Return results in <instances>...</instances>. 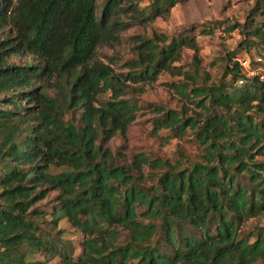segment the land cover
<instances>
[{
	"label": "trees",
	"instance_id": "obj_1",
	"mask_svg": "<svg viewBox=\"0 0 264 264\" xmlns=\"http://www.w3.org/2000/svg\"><path fill=\"white\" fill-rule=\"evenodd\" d=\"M176 2L154 0L153 11ZM121 3L107 0L98 13L97 0H0V32L7 31L0 39V264H41L28 256L39 250L57 251L64 264L264 261V226L244 231L264 213V161L257 160L264 156V82L238 85L243 74L235 61L228 81L192 89L202 116L184 108L156 118V131L197 129L203 161L184 166L139 153L118 163L104 144L125 135L140 106L121 98L119 75L94 56L124 29L110 14L138 9ZM255 25L251 33L264 42V21ZM183 45L196 46L195 39L163 46L144 39L128 76L153 78ZM20 54L29 61L9 62ZM108 90L112 98L98 105ZM145 165L166 169L151 187L140 183ZM52 188L59 201L48 212L36 204ZM48 214L86 236L81 258L63 236L44 231ZM114 226L128 231L124 243Z\"/></svg>",
	"mask_w": 264,
	"mask_h": 264
},
{
	"label": "rangeland",
	"instance_id": "obj_2",
	"mask_svg": "<svg viewBox=\"0 0 264 264\" xmlns=\"http://www.w3.org/2000/svg\"><path fill=\"white\" fill-rule=\"evenodd\" d=\"M106 1L97 0L98 13ZM132 3L138 9L126 8L110 14V21L122 22L124 29L118 32L116 38L98 47L94 61L110 66L119 75L126 90L120 95L121 98L135 101L140 109L125 135L114 136L104 146L110 148L117 162L122 165L133 162L139 153L150 160H168L172 164L181 162L184 166L203 161L205 148L195 136L197 129L188 128L185 134H177L171 128L156 131L155 120L168 109L186 108L189 115L202 116L205 111L197 104V99L194 100L193 88L209 87L224 79L228 81L230 76H225L227 69L242 58L252 61L253 68L257 67L254 60L264 55V42L251 31L255 24L261 25L264 21V0H177L174 6L160 14L153 11L154 0H122L121 6L126 7ZM6 32H0V39L6 37ZM184 36L194 38L196 46L183 45L180 53L168 62L170 67L161 69L153 78L146 80H134L128 76L134 66L131 61L143 49L140 45L144 39H153L163 46L168 45L173 38ZM28 61L29 57L21 54L9 59L10 63L16 65ZM112 94L111 90L100 94L98 105L110 100ZM257 160L264 161V156L257 157ZM61 170L53 168L55 173ZM165 170L151 169L145 165V178L140 180L141 185L153 186ZM58 201L59 191L52 188L36 206L51 212ZM156 222L160 223L159 219ZM41 225L45 232L63 236L67 244L72 245L76 259L84 255L86 236L67 219L56 224L48 214ZM258 226H264V213L251 218L244 231L250 232ZM114 228L119 233L117 242L124 243L128 231L121 226ZM162 236L159 230L153 237V243H158ZM28 256L41 264H64L57 251L45 253L39 250ZM257 264H264V261Z\"/></svg>",
	"mask_w": 264,
	"mask_h": 264
},
{
	"label": "built area",
	"instance_id": "obj_3",
	"mask_svg": "<svg viewBox=\"0 0 264 264\" xmlns=\"http://www.w3.org/2000/svg\"><path fill=\"white\" fill-rule=\"evenodd\" d=\"M257 67H252V61L246 58L239 59L241 65V73L243 74L238 79V85H244L249 79L258 78L260 81L264 82V55L257 56L254 60Z\"/></svg>",
	"mask_w": 264,
	"mask_h": 264
}]
</instances>
